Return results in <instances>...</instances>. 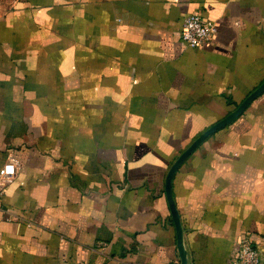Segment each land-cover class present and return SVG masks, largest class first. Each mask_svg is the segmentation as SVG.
Listing matches in <instances>:
<instances>
[{
    "label": "crops",
    "instance_id": "obj_1",
    "mask_svg": "<svg viewBox=\"0 0 264 264\" xmlns=\"http://www.w3.org/2000/svg\"><path fill=\"white\" fill-rule=\"evenodd\" d=\"M263 80L264 0H0V264H180L166 173ZM172 192L188 264H264V90Z\"/></svg>",
    "mask_w": 264,
    "mask_h": 264
},
{
    "label": "built area",
    "instance_id": "obj_2",
    "mask_svg": "<svg viewBox=\"0 0 264 264\" xmlns=\"http://www.w3.org/2000/svg\"><path fill=\"white\" fill-rule=\"evenodd\" d=\"M216 31L217 23L214 19L192 11L183 15L179 35L182 41L194 48L210 41ZM1 193L0 191V195ZM0 212L6 219H12V214L2 205H0ZM26 223L32 224L31 221ZM231 264H261V249L256 244L252 233H244L240 236L231 255Z\"/></svg>",
    "mask_w": 264,
    "mask_h": 264
},
{
    "label": "water",
    "instance_id": "obj_3",
    "mask_svg": "<svg viewBox=\"0 0 264 264\" xmlns=\"http://www.w3.org/2000/svg\"><path fill=\"white\" fill-rule=\"evenodd\" d=\"M264 90V80L253 89L246 97L236 106L235 109L230 111L226 116L217 120L215 123L204 129L198 136H196L189 145L184 148L179 155L173 160L171 163L166 176H165V193L167 197V201L169 204L171 217L173 219L175 228H176V238H177V248L180 255V264H188L186 250L183 247L182 242V225L180 220L179 211L176 207L173 192H172V178L179 167V165L185 160V158L212 132L217 130L218 128L226 125L230 121H232L235 117H237L242 111L247 107V105L262 91Z\"/></svg>",
    "mask_w": 264,
    "mask_h": 264
}]
</instances>
